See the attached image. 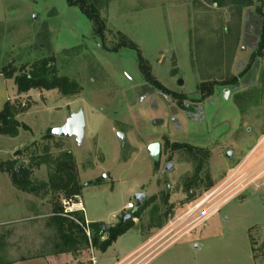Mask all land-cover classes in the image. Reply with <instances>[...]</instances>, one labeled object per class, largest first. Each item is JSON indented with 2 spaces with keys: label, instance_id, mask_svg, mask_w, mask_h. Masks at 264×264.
<instances>
[{
  "label": "rangeland",
  "instance_id": "374dc122",
  "mask_svg": "<svg viewBox=\"0 0 264 264\" xmlns=\"http://www.w3.org/2000/svg\"><path fill=\"white\" fill-rule=\"evenodd\" d=\"M83 2L104 37L69 0H0V73L13 75L10 103L26 109L19 135H0V162L23 167L33 190H12L0 173V264H89L92 252L96 264H116L149 235L153 249L166 248L146 264H264V0ZM43 60L77 91L19 94L15 79ZM79 110L83 145L48 133ZM156 142L165 145L159 163L149 152ZM139 192L147 205L108 249L92 231L88 244L65 245L55 208L82 203L85 223L110 231Z\"/></svg>",
  "mask_w": 264,
  "mask_h": 264
},
{
  "label": "trees",
  "instance_id": "16d2710c",
  "mask_svg": "<svg viewBox=\"0 0 264 264\" xmlns=\"http://www.w3.org/2000/svg\"><path fill=\"white\" fill-rule=\"evenodd\" d=\"M70 5L72 6H80V8L89 16V18L94 23L95 33L104 37L105 34V23L100 18V16L91 12L86 8L83 0H69ZM126 47L135 48V45L132 43L123 44ZM260 48H264V17H263V25L261 32V41ZM142 57L140 58V67L143 72L145 79L153 86H159L158 82L152 80L149 71H146L142 64ZM2 74L5 79H13L12 74ZM15 83L18 89L19 94H25L30 92L31 90L36 89H45V90H62L65 95L74 94L77 91L76 84H69L68 79H61L57 76V72L51 66V62L47 60H43L39 63H36L32 66L31 71L29 73H24L20 77L15 79ZM68 87V88H67ZM26 109H19L13 106L10 102H8L4 109L0 112V135L9 136V137H17L20 132V128L23 127L16 120V116L20 114V112H25ZM48 133H52V130H49ZM0 172H4L9 174L12 177V181L14 186L25 193H33V190L28 186L27 179H25V175L28 176L30 173L26 172L22 176L18 175L16 172V168L14 163L11 161L0 162ZM74 187L78 186V183L75 181L73 183ZM80 196L78 192H69L68 197H78ZM62 210L55 208L54 213L55 216H59L62 214ZM78 221L81 223H77L74 220H70L69 217L62 218V228L64 229L63 238L65 245L69 248H75L77 245L81 244V242L88 244L89 239L85 233L83 226H85L84 216L80 215L79 212H75L72 214V217H76ZM133 222H128L125 225L119 226L116 229L105 231V227L101 223H91L89 225L90 230L93 232V243H100V248L103 250L108 249L114 242L118 240L119 237L123 236L130 230ZM83 225V226H82ZM106 236V239L102 241V239ZM77 255L82 256L84 252H77ZM11 264V263H7Z\"/></svg>",
  "mask_w": 264,
  "mask_h": 264
},
{
  "label": "crops",
  "instance_id": "0c3cea01",
  "mask_svg": "<svg viewBox=\"0 0 264 264\" xmlns=\"http://www.w3.org/2000/svg\"><path fill=\"white\" fill-rule=\"evenodd\" d=\"M7 81L8 80L5 79V77L3 75H0V112L4 109L5 105L8 102H11L13 100L7 94ZM0 173L3 174L7 178L6 182L11 187V189L17 190L15 188L14 184L12 183L9 175L7 173H4V172H0ZM17 192H19V191L17 190ZM78 205H79L78 208L79 207L84 208L82 203L78 204ZM91 223H100V221L90 222V224ZM128 232H126V234ZM155 237H156L155 235L154 236H150V235L147 236L145 242L142 245H140L136 250H134L132 253L128 254L125 258H123L122 260H120L116 264H132L130 262V260L133 258L135 260L134 264H146L147 262L154 259L158 254L161 253V251H163L166 248V247H161V248L153 249L154 247H153L152 243H153ZM261 239H262V241H260L261 242L259 244L260 246H261V244H264V232L262 234ZM254 248H255V246H253V242H252V250H253V253L255 255V251H254L255 249ZM10 263L11 264H60L59 262H53L51 259H49L45 256L25 258V259H21V260L10 262Z\"/></svg>",
  "mask_w": 264,
  "mask_h": 264
},
{
  "label": "water",
  "instance_id": "95a60500",
  "mask_svg": "<svg viewBox=\"0 0 264 264\" xmlns=\"http://www.w3.org/2000/svg\"><path fill=\"white\" fill-rule=\"evenodd\" d=\"M180 84H183L181 81ZM86 133V117L84 110H79L76 113H70L67 123L64 126L58 127L52 130V135L59 138L72 139L76 138V141L79 145H83ZM119 137L123 143H125V136L120 133ZM150 157L155 161H160L161 157V145L159 143H153L149 146ZM231 153H228V157H231ZM173 164H169L166 172H169ZM23 167H18L16 172L18 175H21ZM147 195L145 193L136 194L133 196V200L137 202L135 210L131 213H127L123 220L122 224L127 221L133 220L134 213L142 207L143 203L146 201ZM107 230L108 228L105 227Z\"/></svg>",
  "mask_w": 264,
  "mask_h": 264
},
{
  "label": "flooded vegetation",
  "instance_id": "af4514ba",
  "mask_svg": "<svg viewBox=\"0 0 264 264\" xmlns=\"http://www.w3.org/2000/svg\"><path fill=\"white\" fill-rule=\"evenodd\" d=\"M156 143H159V142H156ZM160 145H161V157H160V161L162 160V156H163V152H164V149H165V145H163V144H161V143H159ZM170 146H173V147H178V143H172V144H170ZM228 153H230V152H228ZM228 153L226 154L227 156H228ZM232 155V154H231ZM160 161H158V162H155V163H159ZM169 164H173V167L171 168V170L169 171V172H166V169H167V167H168V165ZM175 169V163L173 162V161H169L168 163H166V165H165V167H164V171L166 172V173H170V172H172L173 170ZM204 176V173H201V177H203ZM232 186L233 185H230V186H228L226 189H224L219 195H222V194H224V192H226L227 190H229L230 189V191H229V193H227V194H231L236 188H232ZM168 188H170V186H168ZM232 188V189H231ZM140 193H143V192H139V193H136V194H140ZM135 194V195H136ZM146 194V193H145ZM147 195V194H146ZM147 199H148V197H147ZM147 199H146V201H147ZM144 202L143 203V205H142V207L141 208H139L135 213H134V215H133V220H131V221H133L134 222V220H135V215H139V213L141 212V211H143V209L145 208V206L147 205V202ZM135 203L136 204H134V208H133V211L135 210V208H136V206H137V202L135 201ZM133 211H128L127 213H131V212H133ZM126 213V214H127ZM125 214V215H126ZM124 215V216H125ZM124 216L121 218V221H120V224L118 225V227L119 226H122V225H125V224H127L128 222H131V221H127V222H125L124 224H122V220H123V218H124ZM105 227V226H104ZM109 229H105V231H108ZM160 235H157V237H159Z\"/></svg>",
  "mask_w": 264,
  "mask_h": 264
},
{
  "label": "built area",
  "instance_id": "2783aa9c",
  "mask_svg": "<svg viewBox=\"0 0 264 264\" xmlns=\"http://www.w3.org/2000/svg\"><path fill=\"white\" fill-rule=\"evenodd\" d=\"M64 205H65V206H69V205H70V202H64ZM78 206H79V205H76V204L73 205V207H70L69 209H66V210L64 211V213H62V215L65 216V217H69V218L73 219V218H72V214H73V213H75V212H85V210H84L83 207H79V208H78ZM133 208H134V203L130 204L129 207H128L129 210H131V209H133ZM80 225H81V224H80ZM82 226H83V225H82ZM83 228H84V230H85V233H86L88 239L91 241L92 234H91V230H90V228H89V225H88V224H85V226H83ZM89 264H96V261H95V258H94V254H93V252H92V257H91V259H90Z\"/></svg>",
  "mask_w": 264,
  "mask_h": 264
}]
</instances>
